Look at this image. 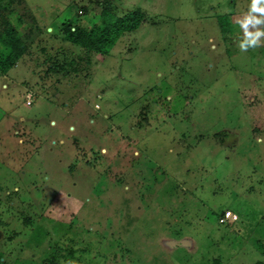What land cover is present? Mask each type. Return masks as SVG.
<instances>
[{
	"label": "rangeland",
	"instance_id": "374dc122",
	"mask_svg": "<svg viewBox=\"0 0 264 264\" xmlns=\"http://www.w3.org/2000/svg\"><path fill=\"white\" fill-rule=\"evenodd\" d=\"M250 3L0 0L6 263L264 264V37L242 51L237 23ZM105 8L144 15L104 56L67 40L63 24Z\"/></svg>",
	"mask_w": 264,
	"mask_h": 264
},
{
	"label": "trees",
	"instance_id": "16d2710c",
	"mask_svg": "<svg viewBox=\"0 0 264 264\" xmlns=\"http://www.w3.org/2000/svg\"><path fill=\"white\" fill-rule=\"evenodd\" d=\"M101 15L100 23L91 28L73 26L68 22L63 24L67 40L82 47L87 52H96L104 56L110 52L118 37L124 31L135 30L139 27L144 14L140 11H130L123 16H117L105 8ZM219 22L224 31H228L231 28V21L228 15L219 16ZM12 33L13 29H10L8 36L12 35ZM13 45V56L5 59L7 65H13L14 59L25 51L24 43L21 39L14 41ZM0 264H8L2 251H0Z\"/></svg>",
	"mask_w": 264,
	"mask_h": 264
},
{
	"label": "clouds",
	"instance_id": "9594fccd",
	"mask_svg": "<svg viewBox=\"0 0 264 264\" xmlns=\"http://www.w3.org/2000/svg\"><path fill=\"white\" fill-rule=\"evenodd\" d=\"M237 23L244 33V38L239 42L240 49L246 51L248 48L260 46L262 43L260 38L264 37V29L256 26L264 24V0H251L247 14L237 20ZM250 25L255 30H250Z\"/></svg>",
	"mask_w": 264,
	"mask_h": 264
},
{
	"label": "built area",
	"instance_id": "2783aa9c",
	"mask_svg": "<svg viewBox=\"0 0 264 264\" xmlns=\"http://www.w3.org/2000/svg\"><path fill=\"white\" fill-rule=\"evenodd\" d=\"M230 215H231V211L227 210L225 214L220 218V221H225L227 217H229Z\"/></svg>",
	"mask_w": 264,
	"mask_h": 264
}]
</instances>
